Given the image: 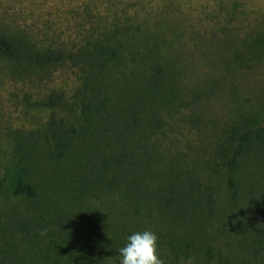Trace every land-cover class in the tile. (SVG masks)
Listing matches in <instances>:
<instances>
[{"label":"rangeland","instance_id":"rangeland-1","mask_svg":"<svg viewBox=\"0 0 264 264\" xmlns=\"http://www.w3.org/2000/svg\"><path fill=\"white\" fill-rule=\"evenodd\" d=\"M0 33L38 45L97 35L123 42L99 74L111 96L103 115L123 133L111 138L94 117L93 137L63 157L51 146L38 151L35 197L2 188L13 135L54 115L75 123L81 72L72 61L24 72L0 57V264H85V242L116 264L127 238L146 230L159 237L165 264H264V164L247 174L238 203L218 164L231 126L246 118L264 124V49L247 47L264 34V0H0ZM236 53L241 60L228 66ZM158 64L179 81L176 95L139 101L132 78ZM53 90L72 110L33 109L24 99ZM133 100L142 104L138 119ZM189 180L213 207L196 201Z\"/></svg>","mask_w":264,"mask_h":264},{"label":"trees","instance_id":"trees-1","mask_svg":"<svg viewBox=\"0 0 264 264\" xmlns=\"http://www.w3.org/2000/svg\"><path fill=\"white\" fill-rule=\"evenodd\" d=\"M122 44L123 42L114 35H97L80 44L38 45L24 35L0 33V57L18 64L24 72L57 68L68 61L74 62L81 72V86L76 92V107L80 106V113L75 123H68L63 117L54 115L35 131L14 133L12 160L2 180V188L11 196L35 197L37 189L33 174L37 152L45 146H51L53 156L63 157L76 142H86L93 137V126L96 122L94 117L103 118L106 128L113 131L114 136L111 138L123 133V130L118 129V125L111 127L114 124L111 116L103 115L109 107L111 96L107 82L104 81V77L102 79L99 76L109 69L113 60L119 58ZM247 47L249 51L264 49V34L254 38ZM239 53L226 60L228 66L241 60L242 53ZM91 73L97 78L94 82ZM132 80L129 87L131 91H136V96L140 97L139 101L142 102H146L143 101L145 96L150 99L162 97L172 100L180 84L174 74H170L159 64L151 67L150 74L144 73L142 76L139 75L138 79L133 77ZM85 97L88 100H85ZM24 99L33 109L67 107L72 110L73 106V103L68 106L65 97L58 90L37 99L26 93ZM133 103H135L133 117L138 119V108L142 104L136 103V100H133ZM218 157L221 159L218 164L223 169L220 171H225L228 188L235 203H238L237 196L249 180L247 174L264 164V124L246 118L231 126L223 137V142L218 146ZM118 160L122 162L119 157ZM173 173L178 172L173 170ZM187 186L190 187V193L198 196L196 198L198 203H207L206 195L195 182L189 180ZM207 204L213 207L214 199L210 198ZM188 207L187 202H182L181 212H186ZM91 249V245L85 242V264H108L100 261L98 255ZM116 264H120V259Z\"/></svg>","mask_w":264,"mask_h":264},{"label":"clouds","instance_id":"clouds-1","mask_svg":"<svg viewBox=\"0 0 264 264\" xmlns=\"http://www.w3.org/2000/svg\"><path fill=\"white\" fill-rule=\"evenodd\" d=\"M49 230L44 228L40 235L45 236ZM126 246L120 248V264H165L160 253L159 237L152 231L137 232L130 235Z\"/></svg>","mask_w":264,"mask_h":264}]
</instances>
